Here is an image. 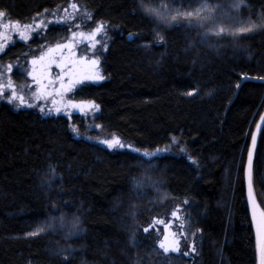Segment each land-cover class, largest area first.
<instances>
[{"label":"trees","instance_id":"trees-1","mask_svg":"<svg viewBox=\"0 0 264 264\" xmlns=\"http://www.w3.org/2000/svg\"><path fill=\"white\" fill-rule=\"evenodd\" d=\"M152 2L159 8L161 0ZM219 2L222 10L204 27L195 21L169 27L147 17L139 0H0L12 21L26 23L71 3L93 14L89 24L104 21L105 79L83 87L76 98L99 105L96 122L125 144L152 151L178 141L175 154L153 158L145 173L147 161L141 166L144 158L136 153L75 139L64 117L0 105V264H255L242 173L264 108V29L237 37L209 30L221 21L232 29L249 16L258 19L264 0H248L241 13L228 9L232 0ZM199 4L175 0L170 7L184 11ZM66 27L48 31L57 35ZM144 175L158 182L159 192L133 188L132 178ZM253 189L264 210L261 136ZM175 207L188 217V241L181 252L165 255L144 228ZM61 213H67L66 222L78 216L82 231L69 239L67 228L59 227L28 235ZM193 243L196 253L182 255Z\"/></svg>","mask_w":264,"mask_h":264},{"label":"snow or ice","instance_id":"snow-or-ice-1","mask_svg":"<svg viewBox=\"0 0 264 264\" xmlns=\"http://www.w3.org/2000/svg\"><path fill=\"white\" fill-rule=\"evenodd\" d=\"M171 3H175V0H170ZM169 0H161L159 8L153 6L152 0H139V8L140 10L149 18H154L158 23H163L167 26H172L173 24L180 23L181 21H187L189 26H192L193 22L195 21L196 24L200 27L205 26V21H212L215 19L216 13L218 11H221L223 8V5L219 2V0H200V4L196 8H190V10H180V8L172 9L170 7ZM248 0H232V2L228 5V9L231 11H234L236 13H241L243 8L248 7ZM60 6H57V9L52 10L51 14L53 16H58V10ZM70 7L73 10V13H76L79 11V7L77 3H72ZM48 9H45L44 12H48ZM229 13L225 11V15H228ZM8 14L4 10H0V19L5 18ZM69 13H67V10H65V16L58 18L55 22L56 23H68V20L70 18ZM82 16L85 18V20H93V14L91 12L85 11L82 13ZM37 17H44V13H37ZM37 17L32 18V22L25 23L19 20L12 21L10 17L9 23L7 25L0 24V28H9V29H16L19 32L20 39L27 41L29 39V35L32 31H34L37 28H46L49 23H52L53 21L48 20L46 17L39 20V23H36ZM82 25L77 24L76 27L80 28ZM107 27V24L104 21L96 22L95 28H92L88 32H72V41H75L76 37L79 36L81 41L87 40L89 42V45L92 49L97 48V44L100 43L98 40V37L101 34H106L105 29ZM264 29V11H262L258 17V19L253 20L251 16L247 18L246 21H242L239 27L236 28H227L223 26V22H220V26L217 27L216 25H213V27L209 30L211 34H214L216 36H221L225 33L231 34L233 37L242 36L245 34L253 33L255 31H259ZM209 33H205L207 36ZM132 33L129 34L130 38L132 37ZM156 38L159 41L164 40V36L157 31L156 32ZM11 38L7 36L4 32L0 31V53H3L6 47V42L9 41ZM151 45L145 44L143 47H150ZM75 47L74 42L69 43H56L54 47L48 48V51L46 54H42L38 59L34 58L30 61V63L33 65V70L29 72V76L32 77L34 81H36L38 85V90L34 94L36 99H46L47 97L51 96L52 93L47 90V85L43 84V73H41L40 76H37L36 74V66L40 65L44 71L46 72L48 68L51 67L52 64H56L57 67L61 68L62 73L65 70V67L68 66L72 68L71 72L66 73L68 77V83H64V76L62 75L59 77L60 81V89L58 90L57 94L62 95L66 92H71L76 85L82 84L85 81H92V82H98L100 80L105 79L103 75L100 74L99 65L100 60L98 57H96V52H93V56L96 58L89 59L87 57H81L79 60L73 59L74 52L72 49ZM68 49L69 50V58H67L64 62L58 63L56 60V53H59L61 57H63V50ZM86 68L87 71H78V69H84ZM9 71H11V65H9ZM249 77L242 76L241 79H248ZM255 79V77H253ZM259 79H264V77H260ZM49 83H53L52 81H49ZM9 87H12L11 81H9ZM241 85L239 83L236 84V88L239 89ZM195 94V90L189 91L186 93L188 96H193ZM211 94V93H209ZM5 96L4 92V86L2 83H0V98H3ZM8 103L13 104L15 101H19V106H27L29 108L36 107V105H33L31 103H27L25 101V97L23 95H18L16 90L13 88L11 96L8 98ZM56 101H53V104H55ZM69 107L71 108H78L82 113L86 112L87 110H95L99 111V105L95 104L91 101H82L79 104L76 103H69ZM40 111L43 113L44 108L41 107ZM56 112H60L61 108L56 107ZM261 123L256 124V131L251 133V147L248 149V164L247 168L245 169V177H246V184H247V196H248V202L251 207V214H252V221L253 226L255 228V234H256V250L258 255V264H264V210H260L258 208V205L256 201L253 199V179H254V154L257 150V141H258V135H260L262 138H264V114L260 116ZM97 128L101 127L100 125H96ZM73 133H78V129L73 126L72 127ZM101 144H104L107 146L110 150H120L128 148L131 152L136 153L137 157L144 158L141 159V166H144L145 160L147 161V167L145 168V173L149 171L150 168L154 167L152 165L151 160L153 158H158L160 153L162 151H168L167 148L160 149L157 148L154 151H149L147 149L141 150L140 148L134 147L132 145H126L123 140L120 138L113 136L111 139H102L98 141ZM172 143L176 144L178 141L176 138L172 139ZM181 151H184V149H181ZM193 163H196V161H193ZM51 168V166H50ZM52 174L55 175V169H52ZM132 185L134 189H143L147 186L153 187L157 192L160 191L158 182L153 180V178L149 175H144L142 177H133L132 178ZM167 196V193L164 194V197ZM189 201L185 200L184 204H188ZM52 210H58V206L53 203L51 205ZM66 216L67 213H61L60 216H51L49 220L38 226L35 231L28 233V235L36 236L40 233H44L48 230L56 231L57 225L60 229L67 228V231L65 232V239H69L73 237L74 235H77L82 229L80 228V219L78 216H73V218L70 221L66 222ZM172 218L179 221V229L181 231V235H183V231H186V225L185 221L188 220L187 216L181 217L179 215V209L176 211H172L171 213ZM155 224L157 225H164L165 229V235L164 239L159 242L158 248L162 250V253L167 255L168 253H177L181 252L179 240L173 239L171 243H169V228H170V222H166L165 219H155ZM145 233H149V228H144ZM172 236H175V233H171ZM193 235H195L193 233ZM132 240H135V234L132 236ZM71 249H69V252ZM196 247L193 243L189 246L188 251H183L182 255L188 256L190 253H196ZM69 256H64L63 261H68Z\"/></svg>","mask_w":264,"mask_h":264},{"label":"rangeland","instance_id":"rangeland-1","mask_svg":"<svg viewBox=\"0 0 264 264\" xmlns=\"http://www.w3.org/2000/svg\"><path fill=\"white\" fill-rule=\"evenodd\" d=\"M71 4H68L64 8L59 9L58 16H53L51 14L52 11L44 13V17H46L48 20L53 22L49 23L46 28H37L34 31H32L27 41L20 39L19 32L16 29H9L6 27L0 28V31L4 32L7 36L11 38L9 41L6 42V47L4 52L0 53V83L3 84L4 92H5V96L3 98H0V105H6L7 107H9L14 111L30 110L37 113L40 117L43 118L59 117V116L64 117L68 121L70 134L75 139H80L92 145H97L105 149H108L106 145L101 144L98 141L102 139H111L113 136L116 135L106 134L105 132H103L101 127L99 128L96 127V125H99L96 122V116L98 115L99 111L97 112L95 110H87L86 112L82 113L78 108L69 107L70 102L79 104L80 102L85 101V100L77 99L76 98L77 94L82 91L83 87L89 84H95L97 82L85 81L82 84L76 85V87L71 92H66L63 93L62 95H58L57 92L60 89L59 77L63 75L65 77L64 83L67 84L68 77L66 73L71 72L72 68L66 66L64 72L62 73L60 67H57L56 64H52L51 67L48 68L47 71L45 72L40 65H37L36 74L37 76H40L41 73H43V84L47 85V90L51 92L52 95L47 97L46 99H36L34 94L38 90V85L36 81H34L32 77L29 76L28 74L33 70V65L30 63L32 59L34 58L38 59L42 54H46L48 48L54 47L56 43L74 42L75 47L72 49V51L74 52L75 55L72 58L79 60L81 57H87L89 59L98 57L100 60V65L98 70L102 75L100 69L101 57L105 52V49L109 42V36L107 35L106 29H105L106 34H101L98 37L100 43L97 44L96 49H92L87 40L81 41L79 36L76 37L75 41H72L73 31L75 32L83 31L86 33L90 31L92 28H95L96 24H89V22H87V20H85V18L82 16L83 12L81 11L80 8L78 12L73 13L72 8L70 7ZM65 10H67V13L71 14L68 23H63V22L56 23L55 21L58 18L65 16ZM44 17H37L35 22L39 23V20ZM29 22H32V18L26 23ZM8 23L9 20L7 19V17L0 19V24L7 25ZM77 24H81L82 26L80 28H77L76 27ZM64 25L67 26L66 29L63 30L64 33L57 34L60 37H57L55 33L54 35L49 34L48 30L50 28H54L57 26L63 27ZM16 44H19V48L16 50L14 49V51L13 50L11 51L9 48L14 47ZM20 49L21 51H19ZM94 51L96 52V57L93 56ZM67 58H69L68 49L63 50V57H61L59 53H56V60L58 63L64 62ZM9 65H11V71H9ZM78 71H87V69L86 68L78 69ZM9 81H11L12 87L8 86ZM49 81H52L53 83H49ZM13 88L16 90L18 95H23L25 97V101L27 103L36 105V107L29 108L27 106H19V101H15L13 104H9L7 98L11 96ZM53 101H56V103L53 104ZM41 107L44 108L43 113L40 111ZM56 107L61 108V111L56 112L55 111ZM73 126H75L78 129L79 134L73 133L72 131ZM165 148H167L168 151H162L159 156L175 154L176 152L175 151L176 147L172 143V140L169 141L166 146H163L160 149H165ZM125 150L130 151L128 148H125ZM177 209H179V215L181 217H184L182 208L175 207L174 209L169 211L168 215L163 216L159 219H165L166 222H170V228H169L170 234H169L168 242L171 243L173 239H178L180 249L182 251L188 239H186L184 231H183V235L180 234L182 230H180L178 227L179 221L175 220L171 216L172 211H176ZM148 228H149V232L153 234L154 240L158 247L159 242L164 239V235H165L164 225H157L153 221ZM171 233H175L176 235L172 236Z\"/></svg>","mask_w":264,"mask_h":264},{"label":"water","instance_id":"water-1","mask_svg":"<svg viewBox=\"0 0 264 264\" xmlns=\"http://www.w3.org/2000/svg\"><path fill=\"white\" fill-rule=\"evenodd\" d=\"M264 114V108L262 109L261 113L259 114L255 124L253 125V128H252V132H255L256 131V124L257 123H261L260 121V116ZM259 137L260 135H258V141H259ZM258 141H257V144H258ZM249 147H251V134H250V138H249V142H248V146H247V149H246V153H245V160H244V166H243V173H242V177H243V193H244V200H245V205H246V210H247V215H248V220H249V223H250V227H251V231H252V235H253V242H254V252H255V264H258V255H257V250H256V234H255V228L253 226V221H252V214H251V207L249 205V202H248V196H247V184H246V177H245V169L247 168V164H248V149ZM254 157H255V154H254ZM253 199L256 201L257 205H258V208L260 210H262V208L260 207L257 199H256V196L254 194V189H253Z\"/></svg>","mask_w":264,"mask_h":264},{"label":"clouds","instance_id":"clouds-1","mask_svg":"<svg viewBox=\"0 0 264 264\" xmlns=\"http://www.w3.org/2000/svg\"><path fill=\"white\" fill-rule=\"evenodd\" d=\"M57 227H58V225H57Z\"/></svg>","mask_w":264,"mask_h":264}]
</instances>
